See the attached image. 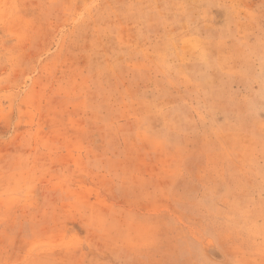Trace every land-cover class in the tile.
Here are the masks:
<instances>
[{"label": "rangeland", "instance_id": "obj_1", "mask_svg": "<svg viewBox=\"0 0 264 264\" xmlns=\"http://www.w3.org/2000/svg\"><path fill=\"white\" fill-rule=\"evenodd\" d=\"M0 264H264V0H0Z\"/></svg>", "mask_w": 264, "mask_h": 264}]
</instances>
